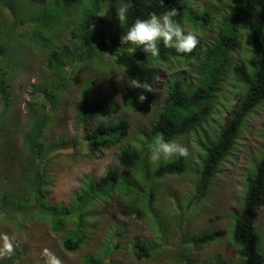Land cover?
I'll list each match as a JSON object with an SVG mask.
<instances>
[{"label": "rangeland", "instance_id": "rangeland-1", "mask_svg": "<svg viewBox=\"0 0 264 264\" xmlns=\"http://www.w3.org/2000/svg\"><path fill=\"white\" fill-rule=\"evenodd\" d=\"M48 1L34 0L38 4L34 6L25 0H0V35H4L0 42L6 51V55H0V70L7 73L12 83V106L7 113H0V192L19 185L22 180L24 163L29 161L24 146L25 131L37 113L47 118L44 145H63L48 157L46 164L51 176L47 199L53 205L78 211L76 196L79 192L90 182L98 181L108 169L122 171L117 156L123 148H141L142 159L132 168L129 186L115 188L110 196L100 197L85 208L87 216L82 230L75 220L54 228L50 216L38 205L31 208L34 210L25 219L12 215L10 210L0 212V264L12 263L16 254L19 264H47L48 255L55 257L59 264H97V260L102 264H243L232 238L233 207L242 205L247 177L255 172L257 162L264 155V101L245 118L232 153L221 162L204 194L196 193L195 187L200 175L203 142L218 138L221 127L245 94L242 84L235 79V64H250L261 57L256 48L257 43L264 42V32L258 22L260 9L239 6L232 0H190L199 14L204 11L209 14L206 23L203 19L199 21L203 26L188 20L177 24L185 33L197 37L195 56L160 66L156 105L129 108L123 94L130 87V81L123 67L96 49L87 55L89 39L86 35L79 39L73 34L90 0H82L58 19H52V29L46 30L37 17ZM120 6L118 2L110 13L106 25L108 35L113 36L119 27L116 10ZM232 10L242 11L244 15L237 31L235 50L228 53L224 78L219 82L211 113L200 126L172 140L187 150V170L158 180L147 178V172L153 171L158 163L178 156L157 154L156 159H151L153 142L145 141L144 132L149 131L161 109L166 84L177 73L188 82H197L199 66L204 64L210 47L220 39L224 16ZM107 12L108 4L102 1L100 14ZM41 28L42 34L50 40L36 38L40 34L34 35L33 30ZM65 46L76 47L77 54L82 53L84 59L77 56L65 67L66 72L55 74L47 67L49 54ZM40 85L54 89L55 98L42 99V104L46 102L44 108L38 102L33 103L37 101L35 89ZM87 86L93 95L107 96L117 107L110 116L84 127L79 120L80 96ZM120 118L130 122L127 137L117 145L89 153L83 136L96 122H116ZM150 186L155 188L153 198H148ZM256 214L260 250L264 254V206ZM216 229L225 230V234L200 247L189 244L190 238ZM74 230L84 241L78 250L70 251L64 248L63 241ZM135 243L152 247L150 256L139 258Z\"/></svg>", "mask_w": 264, "mask_h": 264}, {"label": "trees", "instance_id": "trees-1", "mask_svg": "<svg viewBox=\"0 0 264 264\" xmlns=\"http://www.w3.org/2000/svg\"><path fill=\"white\" fill-rule=\"evenodd\" d=\"M25 1L38 6L34 0ZM102 1L108 4L107 14H100ZM232 1L243 7L257 6L260 9L258 22L264 32V0ZM81 2L82 0H49L42 9L39 8L41 10H39L37 19L40 20L42 28L51 30L52 19H58L62 13ZM118 2L128 6L127 22L123 27L119 25L116 33L111 36L106 31V25L109 23L110 13L116 9ZM173 8L177 12V15L173 17L177 24L188 20L203 26L209 17L206 11L199 14L191 5L190 0H90L81 23L73 31L79 39H82L84 35L89 39L85 50L87 55H90L92 49H96L108 56L113 63L123 67L130 83L135 80L150 86V91L131 86L127 88L123 94V100L129 108H138L143 104L156 105L159 98L156 83L160 75V66L169 61L187 60L196 54L195 47L187 54L176 53L173 48L165 47L162 39L156 42L159 52L155 57L146 55L140 48L131 50V46L120 45L119 37L133 22L146 19L151 14L160 15ZM243 15L242 11L232 10L224 16L225 23L220 39L207 51L206 60L198 69L200 77L197 82H188L187 78L179 73L169 79V83L165 86L161 109L155 120L151 122L149 131L144 132L145 141L153 142V145L158 138L165 142L172 141L181 135L188 134L207 119L220 88L219 82L224 78L228 53L230 50H235L237 45V31ZM202 19L205 20L204 23L199 22ZM20 22L24 23V20L21 19ZM42 28L33 30V34H40L36 36L39 40H50V37L42 34ZM3 37L4 35H0V39ZM256 46L261 54L259 60L250 64L237 63L233 69L236 81L242 84L245 90L243 98L221 127L218 138L208 139L202 144L203 155L200 162V175L195 187L196 193L204 194L218 172L221 162L232 153L245 118L264 101V42L257 43ZM77 52L76 47L72 49L68 46L51 50L47 60L49 71L55 74L64 70L66 72L65 67L71 65L72 59L76 60L77 56L83 58V54H77ZM0 55H6L2 42H0ZM9 78L6 72L0 70V113L2 114L7 113L12 106L10 102L12 83ZM53 90L46 85L38 86L35 89L37 101L33 103L38 102L41 107H46V102L42 104V99L45 96L55 98ZM140 94H143L144 100L138 102L137 96ZM80 101L79 120L84 127L89 122L93 123L110 116L117 107L111 98L93 95L88 86L81 92ZM35 112H37L36 109ZM41 115V113L34 115V121L25 131L24 146L29 161L24 163L25 168L19 185L4 188L0 192V212L6 213L10 210L12 215L25 219L34 210L31 208L38 205L39 209L50 216L54 228H60L71 220H75L78 228L82 230L87 216L85 208L88 205L100 197L110 196L115 188L119 189L124 184L129 186L132 183L130 182L131 171L133 167L141 163L142 149L132 146L123 148L117 156L122 171L119 172L116 168L108 169L98 181L90 182L86 189L77 194L78 211L64 209L62 206L53 205L47 199L46 190L51 184V176L47 172L46 165L49 162L48 157L53 156L54 152L63 148V145L54 143L44 145L42 140L47 118ZM91 129L86 136H83V140L87 144V151L95 154L103 147L117 145L125 139L129 134L130 122L126 118H120L116 122H96ZM186 170V156L178 155L173 160L158 163L153 171L147 172V178L158 180L166 176L181 174ZM1 179L0 174V182ZM154 192V186H150L148 198H153ZM262 206H264V155L257 162L255 172L247 177V188L242 205L239 208L233 207L235 216L232 238L243 264H264V254L260 250V237L255 224L257 210ZM223 234L225 230L216 229L190 238L188 242L191 246L200 247L217 240ZM83 241L81 235L74 230L68 233L63 246L65 249L75 251L81 247ZM134 248L139 258L149 257L152 251V247H145L138 243L134 244ZM18 259L19 255L16 254L10 264H19ZM94 262L96 263V260ZM97 264L102 263L97 260Z\"/></svg>", "mask_w": 264, "mask_h": 264}, {"label": "clouds", "instance_id": "clouds-1", "mask_svg": "<svg viewBox=\"0 0 264 264\" xmlns=\"http://www.w3.org/2000/svg\"><path fill=\"white\" fill-rule=\"evenodd\" d=\"M127 4H123L116 10V20L119 25L127 22ZM177 15L176 10L170 9L160 15L151 14L146 19L136 20L119 37L120 45L131 46L133 50L140 48L146 55L155 57L158 55L159 49L157 41L162 39L165 47H171L176 53L187 54L197 44V37L192 33H185L173 19ZM175 38L174 40L172 38ZM134 88H143L145 91H150V86L147 83H139L133 80L128 83ZM144 96H137V101H143ZM157 154L171 156L172 154L186 156L187 150L180 147L176 142H165L162 139H157L151 148V159H156ZM47 264H59L58 260L48 255Z\"/></svg>", "mask_w": 264, "mask_h": 264}]
</instances>
